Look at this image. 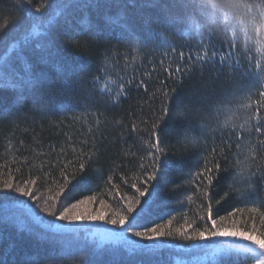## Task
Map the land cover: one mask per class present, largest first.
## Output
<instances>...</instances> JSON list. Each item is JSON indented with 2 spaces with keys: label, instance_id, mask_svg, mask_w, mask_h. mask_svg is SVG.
Masks as SVG:
<instances>
[{
  "label": "trees",
  "instance_id": "obj_1",
  "mask_svg": "<svg viewBox=\"0 0 264 264\" xmlns=\"http://www.w3.org/2000/svg\"><path fill=\"white\" fill-rule=\"evenodd\" d=\"M18 78L33 84L0 85L4 264H59L68 243L85 246L82 264L254 259L247 251L254 246L243 240L142 241L104 222L59 221L36 197L57 210L94 196L75 211L119 213V196L151 171L150 132L166 103L182 115L164 125L163 177L143 198L137 227L169 218L173 231L186 222L203 227L209 203L213 219L228 217L218 225L243 228L255 216L261 227L264 0H0V80L13 85ZM205 165L212 185L196 176ZM65 177L69 201L60 193ZM30 180L33 197L2 187Z\"/></svg>",
  "mask_w": 264,
  "mask_h": 264
},
{
  "label": "snow or ice",
  "instance_id": "obj_2",
  "mask_svg": "<svg viewBox=\"0 0 264 264\" xmlns=\"http://www.w3.org/2000/svg\"><path fill=\"white\" fill-rule=\"evenodd\" d=\"M23 3H31V0H22ZM36 12H41L44 10L41 8H36ZM70 19V18H69ZM207 55V53H205ZM7 70V69H5ZM179 71V69H177ZM33 82L31 80L17 79L16 83L13 85L5 84L3 80H0V85L6 87L11 86L17 89H24L29 86H32ZM168 94L164 93L165 102L168 100ZM161 115L157 117L159 123H154L152 126V131L150 135L154 137L155 142L150 143V147L155 149L156 152L153 154V162L151 164V171L147 172L144 176L142 183L138 186V183L133 182L129 185L130 189L135 191L131 194H125L119 196V204L121 211L119 213H113L110 216H106L104 211H75L80 209L82 205L93 202L95 200L94 196H87L83 199H76L75 202L63 203L61 207L57 210H53L52 205L48 203V199L42 197H36L38 201L47 205L44 208L45 212H48L51 216L59 221H64L68 223L76 222H104L108 225L115 226L118 229L122 230V234H130L132 237L139 238L142 241H155L160 239H170L179 236L182 240L185 241H207L214 240L219 238L231 239V240H243L249 242L254 247L249 248L247 251L252 253L254 257L250 261V264H264V212H260V225L257 227L255 216L247 218L244 221L245 226L243 228L237 227L235 223L231 227H226L223 223L218 225V220L220 222L225 221L227 216H220L217 219H213V209L209 203L206 212V221L205 217H199L200 221H204L203 227H194L187 222L176 228L174 231L170 227L173 224V218L167 219L166 223H156L152 226H145L138 228L137 224L143 217L146 212L144 204L148 203L147 200H143L146 196L149 195L150 188L155 191L156 184H159L163 172L162 168L164 167L162 154L164 148L161 147L164 134V125L167 120L174 119L181 113L176 112L175 110H170L166 103L161 107ZM196 141H192L195 143ZM80 169L85 167L84 162H80ZM217 170L220 168L219 164L214 166ZM212 169L208 168L206 165L203 171H197L196 176H203L207 180L208 185H212L213 176L210 174ZM74 178V177H73ZM109 176V180H111ZM155 182V184H153ZM124 184H129L125 179ZM35 185V180L30 181H21L19 184H14L11 181H6L3 183L2 187L7 190H11L14 193H19L23 196L33 197L34 193L29 185ZM71 184L72 181L65 177V182L60 189V193L63 196L64 201H69L71 196ZM119 189V186H116ZM199 187V185H198ZM207 196V189L204 193ZM189 200L192 199L191 196L188 197ZM143 201V203H142ZM103 204V202H101ZM235 211H239L238 209ZM235 211L229 215H235ZM253 213L259 212L258 208L253 207L251 209ZM125 225H127L125 227ZM53 227H56L55 225ZM189 229V230H186ZM107 235H118L117 233H109ZM130 244H133L135 248L143 247L134 241H129ZM86 255V248L81 244H72L68 243L67 245L61 244L60 246V257L61 260L59 264H68L69 261H79L82 264L83 257ZM0 264H4L3 260H0Z\"/></svg>",
  "mask_w": 264,
  "mask_h": 264
},
{
  "label": "rangeland",
  "instance_id": "obj_3",
  "mask_svg": "<svg viewBox=\"0 0 264 264\" xmlns=\"http://www.w3.org/2000/svg\"><path fill=\"white\" fill-rule=\"evenodd\" d=\"M102 233H103V232L98 231V234H99L101 237H103Z\"/></svg>",
  "mask_w": 264,
  "mask_h": 264
},
{
  "label": "clouds",
  "instance_id": "obj_4",
  "mask_svg": "<svg viewBox=\"0 0 264 264\" xmlns=\"http://www.w3.org/2000/svg\"><path fill=\"white\" fill-rule=\"evenodd\" d=\"M75 264H80V262L79 261H75Z\"/></svg>",
  "mask_w": 264,
  "mask_h": 264
}]
</instances>
